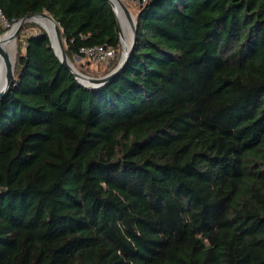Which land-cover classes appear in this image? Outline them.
Masks as SVG:
<instances>
[{"label":"trees","instance_id":"obj_1","mask_svg":"<svg viewBox=\"0 0 264 264\" xmlns=\"http://www.w3.org/2000/svg\"><path fill=\"white\" fill-rule=\"evenodd\" d=\"M127 1L137 40L102 88L44 28L19 38L0 96V264H264V0ZM43 11L73 62L108 45L103 74L118 64L109 0H0V33Z\"/></svg>","mask_w":264,"mask_h":264},{"label":"water","instance_id":"obj_2","mask_svg":"<svg viewBox=\"0 0 264 264\" xmlns=\"http://www.w3.org/2000/svg\"><path fill=\"white\" fill-rule=\"evenodd\" d=\"M109 1L111 5L113 6L115 12L117 13L116 15H117L118 24H119L120 39H121V43L123 44L122 27H121V23L119 19L118 8H117V5L113 2V0H109ZM121 8L126 12L130 20L131 30H132L131 31V41H130L129 46L126 49L124 45H122L123 47H122L121 57L118 61V64L110 72L100 75L99 77L87 75L79 71V69L76 67V65L71 60V58L69 57V55L67 54L65 50L60 24L56 21V19L53 16H51L46 11L36 13V14H29L25 16L24 18H22L21 20L14 23L13 24V26L15 27L14 42L16 43L15 45H17L18 33L26 21L30 20L31 18L35 16H42V17L50 18L55 23L57 41L60 43L61 47H63V54L60 55L56 49V45H55V42L51 34L46 29L47 27H45V30L49 33V36L51 38L52 48L54 49L57 56L61 59V61H63V64L72 72V74L78 79V81L82 83V85L90 89H99V88H102L108 85L116 76L120 74L128 58L130 57L132 50L134 49L133 47L135 46V43L137 40V35H138L137 34V31H138L137 16L134 15V13L130 10L129 6L126 3L123 2L121 5ZM0 59H2L5 62V64H7L9 67V74H8L9 77L7 78L5 83L0 85V96L5 97L8 95L16 77H15V66L11 67L9 65L7 56L1 46V43H0Z\"/></svg>","mask_w":264,"mask_h":264},{"label":"bare ground","instance_id":"obj_3","mask_svg":"<svg viewBox=\"0 0 264 264\" xmlns=\"http://www.w3.org/2000/svg\"><path fill=\"white\" fill-rule=\"evenodd\" d=\"M113 2L117 5L118 8L119 19L122 27L123 45L126 49L131 41V40L126 41V37H125L128 31L127 28L128 27L131 28L130 20L126 12L121 8V5L124 2V0H113ZM30 20L39 22L40 24H42V26L47 27L46 29L51 34L55 42L58 53L62 55L63 47H61L60 43L57 41L55 23L50 18L42 17V16H35ZM14 32H15V27H13L11 30H9L4 34L0 33V43L7 56L9 65L11 67H14L16 63L15 43L13 41ZM9 36L11 38V42L9 44H6L5 39H7ZM8 74H9L8 65L5 64V62L2 59H0V85L6 82L7 78L9 77Z\"/></svg>","mask_w":264,"mask_h":264},{"label":"rangeland","instance_id":"obj_4","mask_svg":"<svg viewBox=\"0 0 264 264\" xmlns=\"http://www.w3.org/2000/svg\"><path fill=\"white\" fill-rule=\"evenodd\" d=\"M124 2L129 6L130 10L134 13V15H136V10H137V3L133 2V1H127L124 0ZM34 25V26H33ZM2 34L8 32L9 30L12 29V27H14L13 25L11 27H9L5 22L2 21ZM42 27L45 29V27L42 26V24H40L39 22L33 21V20H28L26 21L22 28L20 29L19 33H18V38H17V44L19 41V38H23L24 39L33 33H36L39 31V28ZM127 33H126V41L127 40H131V28H127ZM125 32V30H124ZM13 41H14V37H13ZM11 42V38L10 36L5 39V43L9 44ZM15 43V42H14ZM64 43V40H63ZM16 44V43H15ZM123 44L121 43V50H120V56L119 59L121 57V52H122V46ZM65 47V44H64ZM17 51V45H15V52ZM118 59V61H119ZM74 64L76 65V67L79 69V71L87 74V75H91V76H100L103 75V72L105 70H107L111 65L112 62L109 64H104V63H98V62H92V61H88L86 58L80 59L78 56L74 57Z\"/></svg>","mask_w":264,"mask_h":264},{"label":"built area","instance_id":"obj_5","mask_svg":"<svg viewBox=\"0 0 264 264\" xmlns=\"http://www.w3.org/2000/svg\"><path fill=\"white\" fill-rule=\"evenodd\" d=\"M3 21L9 26V22L3 17ZM83 55L92 62L109 64L117 57V50L114 46L95 45L81 48Z\"/></svg>","mask_w":264,"mask_h":264}]
</instances>
